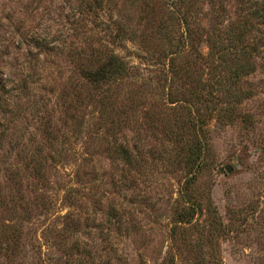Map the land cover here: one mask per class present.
Wrapping results in <instances>:
<instances>
[{
    "label": "rangeland",
    "instance_id": "1",
    "mask_svg": "<svg viewBox=\"0 0 264 264\" xmlns=\"http://www.w3.org/2000/svg\"><path fill=\"white\" fill-rule=\"evenodd\" d=\"M196 261L264 264V0H0V264Z\"/></svg>",
    "mask_w": 264,
    "mask_h": 264
},
{
    "label": "trees",
    "instance_id": "2",
    "mask_svg": "<svg viewBox=\"0 0 264 264\" xmlns=\"http://www.w3.org/2000/svg\"><path fill=\"white\" fill-rule=\"evenodd\" d=\"M228 36L224 39L226 42H222L220 44H210V50L214 53L218 52L217 62H220L223 67L229 72L231 71V65H234V70L231 72V79H229V83L233 84L232 86L228 87L227 93L229 95H237L236 87L234 85L238 83L239 78L249 73L254 69V63L252 62L251 58L254 54L255 48L253 50L249 47L250 43H242L241 45H236L233 43V39L240 38L239 36L242 34V30L240 26L230 24L227 26V29L224 31ZM230 35V36H229ZM235 36V38H233ZM216 47L217 50L213 48ZM252 55V56H251ZM94 73L92 76L103 78L105 76L112 77V76H121L123 73L126 72L125 63L116 55H111L106 61L101 62L93 71ZM233 92H231V90ZM194 152L197 155H200V147L198 145L197 148H194ZM190 215V214H188ZM192 215V214H191ZM189 216V218L191 217ZM193 264H199L197 261Z\"/></svg>",
    "mask_w": 264,
    "mask_h": 264
},
{
    "label": "water",
    "instance_id": "3",
    "mask_svg": "<svg viewBox=\"0 0 264 264\" xmlns=\"http://www.w3.org/2000/svg\"><path fill=\"white\" fill-rule=\"evenodd\" d=\"M227 170H230V168H229V167H227Z\"/></svg>",
    "mask_w": 264,
    "mask_h": 264
}]
</instances>
